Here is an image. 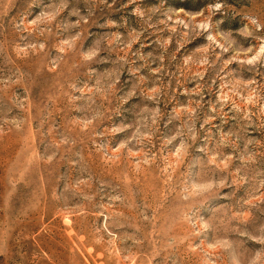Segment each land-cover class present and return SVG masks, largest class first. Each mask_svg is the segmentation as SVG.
Returning a JSON list of instances; mask_svg holds the SVG:
<instances>
[{"label":"rangeland","instance_id":"obj_1","mask_svg":"<svg viewBox=\"0 0 264 264\" xmlns=\"http://www.w3.org/2000/svg\"><path fill=\"white\" fill-rule=\"evenodd\" d=\"M0 264H264V0H0Z\"/></svg>","mask_w":264,"mask_h":264}]
</instances>
